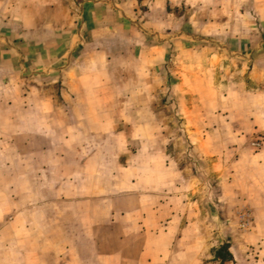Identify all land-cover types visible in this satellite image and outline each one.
Here are the masks:
<instances>
[{
  "label": "crops",
  "instance_id": "1",
  "mask_svg": "<svg viewBox=\"0 0 264 264\" xmlns=\"http://www.w3.org/2000/svg\"><path fill=\"white\" fill-rule=\"evenodd\" d=\"M174 2L0 0V150H12L13 134L32 131L42 150L38 188L13 190L7 180L0 213L13 215L8 225L14 234L21 231L20 244L39 245V264H148L140 245L154 243L152 229L183 221L170 201L161 205L171 214L167 227L157 224L152 208L146 219L136 205L92 208L76 183L105 176L107 150L138 138L135 118L159 115L161 87L171 77L177 84L204 83L212 67L220 68L183 60V53L195 57L198 50L183 45L186 34L173 35L167 7ZM126 117L130 125L124 128ZM0 158L10 172L11 153ZM147 158L152 164L157 156ZM129 162L136 173L141 161ZM93 212L107 214L92 222Z\"/></svg>",
  "mask_w": 264,
  "mask_h": 264
},
{
  "label": "rangeland",
  "instance_id": "2",
  "mask_svg": "<svg viewBox=\"0 0 264 264\" xmlns=\"http://www.w3.org/2000/svg\"><path fill=\"white\" fill-rule=\"evenodd\" d=\"M173 1L167 7L173 35L186 34L183 45L198 50L195 57L183 53V60L220 68L203 75L204 83L168 79L159 115L135 118L138 138L107 150L105 176L76 183L92 208L136 205L145 219L152 208L166 227L171 214L162 210L164 201L181 211V223L152 229L154 243L140 245L148 264H211L225 245L234 260L224 264H264V0ZM122 123L129 126V118ZM12 142V150H0L13 162L6 173L0 165V189L9 179L13 190L38 188L39 133L13 134ZM152 153L157 158L149 164ZM131 159L141 161L136 173ZM106 214L93 212L89 220ZM11 216L0 213V264H39V245L20 244L23 235L9 228Z\"/></svg>",
  "mask_w": 264,
  "mask_h": 264
},
{
  "label": "trees",
  "instance_id": "3",
  "mask_svg": "<svg viewBox=\"0 0 264 264\" xmlns=\"http://www.w3.org/2000/svg\"><path fill=\"white\" fill-rule=\"evenodd\" d=\"M216 259L220 262V264H224L229 261L234 260L233 254L230 252L229 247L227 245L222 246L216 253Z\"/></svg>",
  "mask_w": 264,
  "mask_h": 264
}]
</instances>
